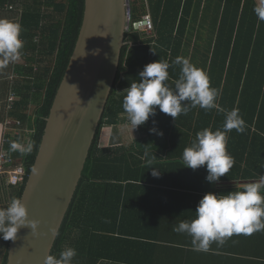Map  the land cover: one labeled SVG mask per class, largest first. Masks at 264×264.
Returning a JSON list of instances; mask_svg holds the SVG:
<instances>
[{
    "label": "trees",
    "instance_id": "1",
    "mask_svg": "<svg viewBox=\"0 0 264 264\" xmlns=\"http://www.w3.org/2000/svg\"><path fill=\"white\" fill-rule=\"evenodd\" d=\"M257 3L132 0L131 22L150 13L154 28L146 34L131 25L126 33L117 79L52 255L58 258L65 248H74L72 264H244L246 257L264 256L251 245L252 239L264 238V231L233 235L223 245L213 242L206 252L193 250L191 236L173 231L180 221L195 218L205 193L226 194L264 175V21L254 12ZM6 5L22 12L24 64L18 65L13 81L20 99L8 113L21 122V132H9L4 148L29 175L79 37L85 0H0V7ZM178 56L207 74L210 87L219 93L220 108L237 109L245 121L243 133H227L234 166L214 183L206 180V166L185 167L182 155L197 132L223 130L225 114L217 109L197 106L174 120L157 107L139 126L141 136L134 143L100 146L103 128L116 127L127 117L123 91L139 81L144 66L167 61L165 83L174 89L180 65L173 61ZM12 142L31 143L33 150L22 155L11 150ZM148 148L155 150L144 154ZM151 168L160 174L153 176ZM25 183L14 197H22ZM9 243L0 251V264H7Z\"/></svg>",
    "mask_w": 264,
    "mask_h": 264
},
{
    "label": "clouds",
    "instance_id": "2",
    "mask_svg": "<svg viewBox=\"0 0 264 264\" xmlns=\"http://www.w3.org/2000/svg\"><path fill=\"white\" fill-rule=\"evenodd\" d=\"M254 12L259 21H264V0H259ZM20 34L19 23L0 18V70L19 58L23 48ZM173 64L180 65V75L174 81V89L165 83L169 79V63L160 60L150 62L139 72V81L132 82L123 91L126 93L122 102L123 110L132 129L154 116L157 107L174 120L181 114L187 115L191 108L197 106L206 111L217 109L224 112L223 130L212 131L205 128L197 132L195 140L184 149L182 155L185 167L195 170L206 166V180L210 183L217 182L234 166V160L226 148L227 133L233 129L243 133L245 121L237 109L225 111L218 106L216 99L219 93L217 89L210 87L209 78L203 70L180 56L176 57ZM150 131L157 132L155 128ZM157 134L162 135V132ZM10 148L27 155L32 152L33 145L12 142ZM151 169L153 176L160 174L158 169ZM31 170L37 175L40 171L35 166ZM39 223L29 217L27 205L19 197H14L6 207H0V238L4 240L15 241L22 227L30 228L32 233H36ZM173 231L191 236L193 250L205 252L213 242L223 245L233 235L247 236L264 231V175H260L255 181L243 183L237 190L226 194L205 193L197 204L195 218L180 221L173 226ZM76 255V250L68 247L60 252L58 258L52 254L46 255L43 264H72Z\"/></svg>",
    "mask_w": 264,
    "mask_h": 264
},
{
    "label": "water",
    "instance_id": "3",
    "mask_svg": "<svg viewBox=\"0 0 264 264\" xmlns=\"http://www.w3.org/2000/svg\"><path fill=\"white\" fill-rule=\"evenodd\" d=\"M129 15L128 0H85L79 37L33 165L40 171L31 170L21 197L29 217L40 222L38 230L19 229L7 264H43L52 253L117 79Z\"/></svg>",
    "mask_w": 264,
    "mask_h": 264
},
{
    "label": "crops",
    "instance_id": "4",
    "mask_svg": "<svg viewBox=\"0 0 264 264\" xmlns=\"http://www.w3.org/2000/svg\"><path fill=\"white\" fill-rule=\"evenodd\" d=\"M20 14H21V9L17 7H13L12 5L11 6L6 5V7H0V18H7L14 22L20 23L19 22ZM23 64H24V57L20 52V56L15 62L10 63L7 68L0 70V151L5 150L4 144L6 141V136L9 132H12L13 130H14V134H19L21 132V129L17 128L16 126L6 127L4 125V118H5L4 110L7 99L10 96V92L16 91V89L14 88L15 86L17 87V84H15L14 86L13 81L15 77L18 76L17 67L18 65H23ZM16 93L17 92H15V94ZM16 96H17L16 99L17 101L20 99V97L17 94ZM29 108H30L29 112L33 114L35 108L33 106H30ZM126 118L127 117H125V119L122 120V122L116 127L106 126L103 128L104 130H102L103 132L100 138L101 147H108L111 145V142L113 141L117 142L118 144H124L129 146L141 136V131L139 129V126L135 129H132L130 122ZM26 133H28L27 128L25 129V134ZM154 150L155 149L148 148L143 150V152L144 154L152 153ZM18 190L19 187L10 185L7 182L5 176L4 177L0 176V207H6L10 203L12 198L16 195ZM6 243L7 240L0 238V251L4 250ZM251 245L253 248L258 246L260 248V251L264 254V238L259 236L258 240L252 239ZM246 258L247 260H245L244 264H264V256L261 259L259 258L253 259L250 257H246Z\"/></svg>",
    "mask_w": 264,
    "mask_h": 264
},
{
    "label": "built area",
    "instance_id": "5",
    "mask_svg": "<svg viewBox=\"0 0 264 264\" xmlns=\"http://www.w3.org/2000/svg\"><path fill=\"white\" fill-rule=\"evenodd\" d=\"M131 4L132 0H128V6L130 8V22L129 27L133 25V28L140 30L143 33H151L154 26L150 13H146L141 16L140 21L131 22ZM17 96L14 92H10V96L7 99L4 110V125L6 127L16 126L20 127L21 122L10 117L8 114L13 109ZM0 176H5L7 182L12 186L21 187L26 182L28 174L23 164L16 163L15 159L10 156L6 150L0 151Z\"/></svg>",
    "mask_w": 264,
    "mask_h": 264
},
{
    "label": "rangeland",
    "instance_id": "6",
    "mask_svg": "<svg viewBox=\"0 0 264 264\" xmlns=\"http://www.w3.org/2000/svg\"><path fill=\"white\" fill-rule=\"evenodd\" d=\"M258 2H259V0H258ZM22 13V12H21ZM20 17H21V14L19 15V19H20ZM104 130V129H103ZM103 132V131H102Z\"/></svg>",
    "mask_w": 264,
    "mask_h": 264
}]
</instances>
